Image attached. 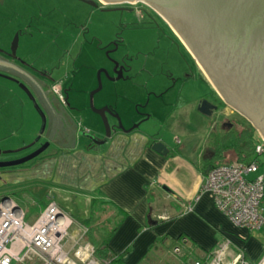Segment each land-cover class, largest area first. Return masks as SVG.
Segmentation results:
<instances>
[{"label": "rangeland", "instance_id": "374dc122", "mask_svg": "<svg viewBox=\"0 0 264 264\" xmlns=\"http://www.w3.org/2000/svg\"><path fill=\"white\" fill-rule=\"evenodd\" d=\"M138 7L156 12L143 2L115 6L101 0H0V58L17 35L15 57L24 62L20 74L0 69V152L24 147L0 153V161L21 158L34 144L39 148L48 142L44 106L28 76L40 77L48 87L61 82L72 121L98 139L104 138L105 127L94 109L101 107L108 109L110 132L135 127L193 158L197 150H211L220 133L232 127L221 125L223 121L239 125L244 117L227 104L214 110L211 119L198 112L201 99L215 102L211 81L166 20L137 12ZM211 129L215 133L209 136ZM258 158L260 165L250 177L264 174V154ZM230 160H236L234 154L226 151L211 162ZM15 198L32 222L42 208L39 200ZM160 248L161 261L150 264H177L181 250Z\"/></svg>", "mask_w": 264, "mask_h": 264}, {"label": "crops", "instance_id": "0c3cea01", "mask_svg": "<svg viewBox=\"0 0 264 264\" xmlns=\"http://www.w3.org/2000/svg\"><path fill=\"white\" fill-rule=\"evenodd\" d=\"M36 93L46 113L43 131L48 145L20 166L0 168V198L8 196L18 205L16 196L31 203L39 200L43 208L50 197L73 219L71 238L77 236L78 224L84 226L82 220L90 217L92 200H108L105 211L91 225L106 223L110 229L119 223L108 240L113 254L122 253L114 264L160 262L157 253L164 246L182 251L177 264H206L209 253L225 238L232 249L241 248L250 263L261 258L264 231L230 222L216 208L211 194L202 189L206 174L203 167L208 169L205 160L211 150H197L193 158L181 148L166 144L167 154L162 155L151 145L164 141L135 127L115 128L103 144L84 142L67 103H61L46 84ZM54 119L62 123L55 126ZM22 148L4 149L3 153ZM35 149L34 144L30 151ZM189 205L191 209L186 210ZM102 232L95 231L93 238L98 239ZM85 239L93 244L86 235Z\"/></svg>", "mask_w": 264, "mask_h": 264}, {"label": "water", "instance_id": "95a60500", "mask_svg": "<svg viewBox=\"0 0 264 264\" xmlns=\"http://www.w3.org/2000/svg\"><path fill=\"white\" fill-rule=\"evenodd\" d=\"M101 1L108 5L141 1L152 7L190 50L221 100L247 119L264 141V0ZM0 69L11 73L6 68ZM115 69L116 77H121V70ZM216 107L201 99L197 110L211 117ZM107 110L106 107L94 109L104 123V138L98 139L88 131L78 134L92 143H105L110 136ZM47 145L45 142L21 158L0 161V167L22 164L40 154ZM151 148L162 155L168 151L160 140L153 142Z\"/></svg>", "mask_w": 264, "mask_h": 264}, {"label": "built area", "instance_id": "2783aa9c", "mask_svg": "<svg viewBox=\"0 0 264 264\" xmlns=\"http://www.w3.org/2000/svg\"><path fill=\"white\" fill-rule=\"evenodd\" d=\"M50 88L65 104L61 82H53ZM253 151L250 161L230 160L211 166L202 185L230 222L248 230L264 226V174L249 176L260 165L258 156L264 154V141L256 142ZM185 209L190 210L191 206ZM73 223L71 216L50 197L32 222L25 219L23 209L12 198H0V264H107L85 239V226L78 224L77 236L70 237ZM206 264L252 263L241 248L232 249L230 240L225 238L209 253ZM255 264H264V253Z\"/></svg>", "mask_w": 264, "mask_h": 264}, {"label": "trees", "instance_id": "16d2710c", "mask_svg": "<svg viewBox=\"0 0 264 264\" xmlns=\"http://www.w3.org/2000/svg\"><path fill=\"white\" fill-rule=\"evenodd\" d=\"M213 97L215 99V103H218L220 105H225V103L213 92ZM177 106H173L172 110H175ZM238 126L240 128H238ZM214 130H210V134L212 135ZM262 141L261 138L258 136L254 128L250 125L248 121H246L244 118H241L239 125L235 124L233 127H231L228 130H223L220 133V137L213 141L211 145V152L209 159L207 158L205 161V166L208 167V169L213 166L214 164L211 162L213 158L216 156H223L224 152L231 151L234 154V158L236 160H242V161H250L254 157V145L256 142ZM207 169V170H208ZM206 169L203 167V171L207 172ZM264 201V196H263ZM108 203V200H104L102 198H94L91 202V213L90 217L82 220L84 222V226L87 228L86 236L87 238L93 242V245L95 246L96 255L102 259H106L108 262L107 264H114L118 263L120 261V254H113L108 246V240L117 228V223L114 227L107 230L106 223H102L100 225H91L94 223L98 215L100 216V213L105 211L106 205ZM102 230L103 232L100 233L98 239L93 238V234L95 231ZM156 242H154L150 249L155 246ZM205 260V259H203Z\"/></svg>", "mask_w": 264, "mask_h": 264}, {"label": "flooded vegetation", "instance_id": "af4514ba", "mask_svg": "<svg viewBox=\"0 0 264 264\" xmlns=\"http://www.w3.org/2000/svg\"><path fill=\"white\" fill-rule=\"evenodd\" d=\"M1 2H2V0H1ZM138 2H141V1H138ZM122 4V3H121ZM127 4H130V3H127ZM131 5H134V4H131ZM115 6H117V4L115 5ZM136 10H137V12H141V11H143V10H145L144 8H142V7H138V8H136ZM145 13H147L149 16H157V17H159V18H161V19H163L162 18V16H160V14H158L157 12H153V13H150V12H147L146 10H145ZM164 20V19H163ZM165 21V20H164ZM166 22V21H165ZM167 23V22H166ZM168 24V23H167ZM169 25V24H168ZM170 26V25H169ZM17 40H18V38H17V35H15V37L13 38V40H12V46H11V49H10V51L9 52H5V55H6V57H4V59H2V58H0V67H3V68H6L7 70H9V71H11L12 73H14V74H20V66H21V64H23L24 62L23 61H21V60H18V59H16V57H15V48H16V46H17ZM2 51V50H1ZM11 66H14V67H11ZM117 69H118V66L116 67ZM40 78V77H39ZM39 78H35V77H33V76H28V78H26L27 80H29L28 82H30V84H32V82H33V86H34V89H35V92H36V90L38 89V87H41L43 84H44V82H42V81H40V79ZM213 104H215L217 107H216V109L215 110H218V109H220L221 107H220V104H218V103H215V102H213ZM62 123V122H61ZM60 122H59V119L57 120V119H54V121H53V124L55 125V126H58L59 124H61ZM65 125H67V126H69V121H65ZM221 125H223V126H226V125H228V126H230V125H232V127H233V125L234 124H232V123H230V122H222L221 123ZM255 130V129H254ZM256 131V130H255ZM256 133L258 134V132L256 131ZM258 136H259V134H258ZM260 137V136H259Z\"/></svg>", "mask_w": 264, "mask_h": 264}]
</instances>
